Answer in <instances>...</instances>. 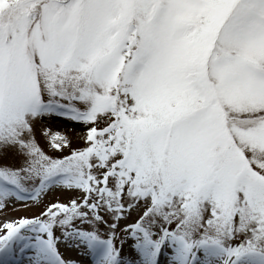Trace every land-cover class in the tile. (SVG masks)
<instances>
[{
  "label": "snow or ice",
  "instance_id": "obj_1",
  "mask_svg": "<svg viewBox=\"0 0 264 264\" xmlns=\"http://www.w3.org/2000/svg\"><path fill=\"white\" fill-rule=\"evenodd\" d=\"M10 201L0 264H264V0H0Z\"/></svg>",
  "mask_w": 264,
  "mask_h": 264
},
{
  "label": "rangeland",
  "instance_id": "obj_2",
  "mask_svg": "<svg viewBox=\"0 0 264 264\" xmlns=\"http://www.w3.org/2000/svg\"><path fill=\"white\" fill-rule=\"evenodd\" d=\"M48 126L52 128L53 130L59 128L61 131H65L71 135H73V144L78 145L82 143L79 139H76L75 137L78 134H82L84 132L83 127H75L72 125L71 122L65 121V120H60V119H52L51 121H48ZM38 140L41 144L42 147L45 148L46 151H48L50 154L53 155H61L63 153H60L59 151H53L51 148L48 147L47 141L45 140L44 136L41 133H37ZM67 151V149H65ZM9 162L10 163H18V158L16 157H9ZM73 195H79V193H71L67 190H61V189H52L49 191L45 197L44 201L45 202H50L54 199H60L61 201H68V199L73 196ZM23 204L25 203L24 201H15V202H9L6 207L0 208V223L4 222L5 220H11L14 219L18 216L21 215H32L35 214L39 209L43 207L42 204L40 205H29L28 207H20L17 208L15 207V204ZM136 216V212L133 211L131 212L126 220H121L120 224L123 225L124 223H131L133 219ZM3 229H0V232H2ZM67 254L75 259V260H80L81 264H88L87 258L82 257L79 250L77 249H71V250H66ZM124 252H128V246L125 244L124 246Z\"/></svg>",
  "mask_w": 264,
  "mask_h": 264
},
{
  "label": "bare ground",
  "instance_id": "obj_3",
  "mask_svg": "<svg viewBox=\"0 0 264 264\" xmlns=\"http://www.w3.org/2000/svg\"><path fill=\"white\" fill-rule=\"evenodd\" d=\"M3 223V222H2Z\"/></svg>",
  "mask_w": 264,
  "mask_h": 264
}]
</instances>
